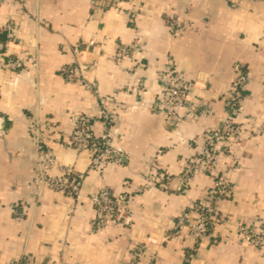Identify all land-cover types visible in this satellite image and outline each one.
Instances as JSON below:
<instances>
[{
	"label": "crops",
	"instance_id": "0c3cea01",
	"mask_svg": "<svg viewBox=\"0 0 264 264\" xmlns=\"http://www.w3.org/2000/svg\"><path fill=\"white\" fill-rule=\"evenodd\" d=\"M173 11L190 23L180 36L166 23ZM9 23L15 36L0 41L2 260L129 264L132 248L140 245L154 254L156 264H264V253L242 244L235 229L237 222L264 225V134L252 133L264 122V0H134L105 6L95 0H26L25 5L3 0L0 34ZM136 35L142 50L114 61L117 45ZM15 60L25 67L10 66ZM76 61L104 95L130 107L117 122V141L127 153L122 165L90 170L87 154L69 146V112L99 115L93 93L60 73ZM236 63L245 65L248 76L239 120L251 134L235 145V164L223 158L221 171L236 186L220 205L229 221L195 242L174 235V227L192 202L207 198L214 178L197 174L183 191L181 175L224 117ZM168 69L197 83L188 100L212 114L194 115L177 128L152 109ZM95 128L102 132L100 120ZM39 144L57 157L53 173L60 166L85 173L79 199L32 184ZM155 170L170 175L168 187L135 193L144 173ZM103 187L116 195L130 193L132 214L126 223L95 232L96 211L88 196Z\"/></svg>",
	"mask_w": 264,
	"mask_h": 264
},
{
	"label": "built area",
	"instance_id": "2783aa9c",
	"mask_svg": "<svg viewBox=\"0 0 264 264\" xmlns=\"http://www.w3.org/2000/svg\"><path fill=\"white\" fill-rule=\"evenodd\" d=\"M2 1L0 0V4ZM19 1L23 5L26 3V0ZM128 1L134 0H95V3L105 6ZM134 18L135 15L132 14L131 20L134 21ZM166 23L173 36H180L190 24L188 19L174 11L166 14ZM2 31L6 32L10 38L15 36L14 26L10 23L6 24ZM89 44L94 45V41H90ZM141 50L140 36L136 35L130 43H119L112 59L116 62L130 59ZM9 65L14 68L25 67L24 62L20 60L10 61ZM84 71L85 68L78 61L64 65L60 70L67 82L85 87L93 93L99 103L98 117L92 114L69 112V121L72 124L69 146L87 154L90 170L103 171L110 165H122L127 158L125 149L117 141V122L120 114L128 111L130 107L113 96L104 95L95 83L86 78ZM233 71L234 77L226 93L224 117L207 133L201 150L189 160L181 175L182 185L179 189L183 191H186L191 179L197 174H210L214 178L213 185L207 191V198L192 202L180 215L174 227V235L186 234L195 242L207 238L212 229L229 221V218L221 211L220 205L234 195L236 186L221 171V166L224 157L230 159L233 164L237 162L235 145L249 131L244 122L239 120L243 111L244 90L248 81L246 67L242 63H236ZM196 86V82L191 83L177 71L168 69L162 76V87L156 94L151 107L177 128L192 119L194 115L212 114L208 109L192 104L188 100ZM138 88L143 90V83H140ZM131 108L137 107L134 105ZM98 120L102 122V132H98L95 128ZM252 133L264 134V122ZM37 150V168L32 184L38 190L47 188L79 199L86 178L85 173H79L72 167L60 166V172L55 174L53 169L58 166L55 153L41 144L37 146ZM233 169H236L235 166ZM143 178L144 183L135 189V193L150 188H167L171 179L168 173L159 170L144 173ZM88 198L96 211V217L91 222L93 231H102L109 225H119L129 221L132 214L128 204L131 198L130 193L116 195L103 187L91 192ZM235 229L238 240L242 244L264 253V225L255 226L237 222ZM130 255L129 264H156L154 254L148 253L143 246L133 247ZM0 264L33 263L26 258L16 261L2 260L0 256Z\"/></svg>",
	"mask_w": 264,
	"mask_h": 264
},
{
	"label": "trees",
	"instance_id": "16d2710c",
	"mask_svg": "<svg viewBox=\"0 0 264 264\" xmlns=\"http://www.w3.org/2000/svg\"><path fill=\"white\" fill-rule=\"evenodd\" d=\"M7 36L8 35L5 32H3L2 34H0V41L4 43L7 40V38H8Z\"/></svg>",
	"mask_w": 264,
	"mask_h": 264
}]
</instances>
